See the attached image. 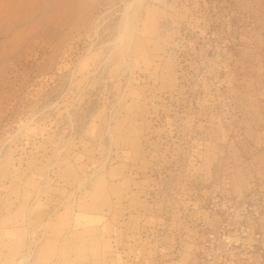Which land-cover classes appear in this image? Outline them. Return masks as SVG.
Returning <instances> with one entry per match:
<instances>
[{"label":"rangeland","instance_id":"rangeland-1","mask_svg":"<svg viewBox=\"0 0 264 264\" xmlns=\"http://www.w3.org/2000/svg\"><path fill=\"white\" fill-rule=\"evenodd\" d=\"M130 1L0 0V264H194L223 197L264 219V0Z\"/></svg>","mask_w":264,"mask_h":264},{"label":"built area","instance_id":"built-area-1","mask_svg":"<svg viewBox=\"0 0 264 264\" xmlns=\"http://www.w3.org/2000/svg\"><path fill=\"white\" fill-rule=\"evenodd\" d=\"M219 221L197 235L194 264H257L264 261V219L242 196L223 197Z\"/></svg>","mask_w":264,"mask_h":264},{"label":"bare ground","instance_id":"bare-ground-1","mask_svg":"<svg viewBox=\"0 0 264 264\" xmlns=\"http://www.w3.org/2000/svg\"><path fill=\"white\" fill-rule=\"evenodd\" d=\"M135 1H138V0H131V1L128 3L127 6H128V7L131 6V4H132L133 2H135ZM139 1H141V0H139ZM139 1H138V2H139ZM133 4H134V3H133ZM128 7H127V9H128ZM128 24H129V21H128ZM130 26H131V25H130ZM130 26H129V28H131ZM129 28H128V29H129ZM126 29H127V27H126ZM129 31H130V30H129ZM125 33H126V32H125ZM128 33H129V32H128ZM124 36H125V35H124ZM125 37H126V36H125ZM124 41H125V40H124Z\"/></svg>","mask_w":264,"mask_h":264},{"label":"crops","instance_id":"crops-1","mask_svg":"<svg viewBox=\"0 0 264 264\" xmlns=\"http://www.w3.org/2000/svg\"><path fill=\"white\" fill-rule=\"evenodd\" d=\"M263 240H264V234H263ZM257 264H264V261L263 262H260V263H257Z\"/></svg>","mask_w":264,"mask_h":264}]
</instances>
